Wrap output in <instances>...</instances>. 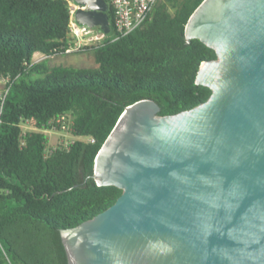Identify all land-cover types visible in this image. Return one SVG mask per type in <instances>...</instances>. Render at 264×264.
Returning a JSON list of instances; mask_svg holds the SVG:
<instances>
[{
	"label": "water",
	"instance_id": "95a60500",
	"mask_svg": "<svg viewBox=\"0 0 264 264\" xmlns=\"http://www.w3.org/2000/svg\"><path fill=\"white\" fill-rule=\"evenodd\" d=\"M74 21L110 31L104 0H71ZM184 37L216 58L206 101L174 115L125 108L94 163L121 195L60 232L68 264H264V0H203Z\"/></svg>",
	"mask_w": 264,
	"mask_h": 264
},
{
	"label": "trees",
	"instance_id": "16d2710c",
	"mask_svg": "<svg viewBox=\"0 0 264 264\" xmlns=\"http://www.w3.org/2000/svg\"><path fill=\"white\" fill-rule=\"evenodd\" d=\"M202 1L158 0L129 35L83 48L97 67L77 69L46 65L71 43V0H0V79L11 80L0 127V264H68L60 232L121 195L98 186L93 173L125 108L150 100L159 116H168L208 99L210 90L195 78L215 53L184 37ZM34 55L42 59L33 61ZM68 118L73 140L47 150L43 132ZM25 122L34 130L25 131Z\"/></svg>",
	"mask_w": 264,
	"mask_h": 264
},
{
	"label": "built area",
	"instance_id": "2783aa9c",
	"mask_svg": "<svg viewBox=\"0 0 264 264\" xmlns=\"http://www.w3.org/2000/svg\"><path fill=\"white\" fill-rule=\"evenodd\" d=\"M158 0H107L112 9L113 25L108 34H103L100 30L89 29L85 26L78 25L73 18L76 7L70 8L69 38L71 43L64 49V54H70L81 51L87 47L88 43L102 44L105 41H117L136 29H138L148 18ZM110 27V26H109ZM85 38H88L84 42ZM102 41L101 43L99 41ZM11 80L9 77L0 79V127L1 117L4 111V105L7 94L10 89ZM25 131L34 130V127L27 122L23 124ZM61 129H65L62 125ZM54 130H46L50 132ZM93 142V140H90Z\"/></svg>",
	"mask_w": 264,
	"mask_h": 264
},
{
	"label": "rangeland",
	"instance_id": "374dc122",
	"mask_svg": "<svg viewBox=\"0 0 264 264\" xmlns=\"http://www.w3.org/2000/svg\"><path fill=\"white\" fill-rule=\"evenodd\" d=\"M88 38H85L84 42ZM102 42L101 40L99 41ZM98 44L88 43L87 47L96 46ZM42 58L39 56H33V61H40ZM46 65L48 67L53 66H65V67H73L77 69H93L96 68V64L93 60V55L91 51L81 50L78 52L70 53V54H59L49 58L46 61ZM64 126L65 129H54L50 132H43L47 139V150L54 149L56 147L65 146L70 143L73 138L70 134V119H64V122L61 123V126Z\"/></svg>",
	"mask_w": 264,
	"mask_h": 264
},
{
	"label": "crops",
	"instance_id": "0c3cea01",
	"mask_svg": "<svg viewBox=\"0 0 264 264\" xmlns=\"http://www.w3.org/2000/svg\"><path fill=\"white\" fill-rule=\"evenodd\" d=\"M74 6L73 5H71V3H70V8H73ZM35 56V55H34ZM36 56H38V55H36ZM40 57V56H39Z\"/></svg>",
	"mask_w": 264,
	"mask_h": 264
}]
</instances>
